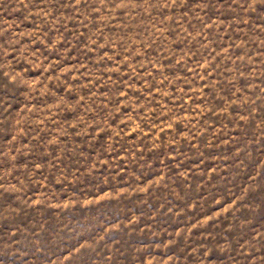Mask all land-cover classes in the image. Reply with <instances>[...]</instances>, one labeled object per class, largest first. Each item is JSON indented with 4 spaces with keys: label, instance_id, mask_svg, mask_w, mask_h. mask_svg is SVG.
<instances>
[{
    "label": "rangeland",
    "instance_id": "rangeland-1",
    "mask_svg": "<svg viewBox=\"0 0 264 264\" xmlns=\"http://www.w3.org/2000/svg\"><path fill=\"white\" fill-rule=\"evenodd\" d=\"M0 264H264V0H0Z\"/></svg>",
    "mask_w": 264,
    "mask_h": 264
}]
</instances>
